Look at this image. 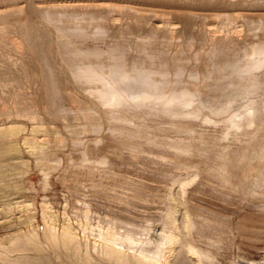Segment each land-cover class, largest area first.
Masks as SVG:
<instances>
[{"label":"rangeland","instance_id":"1","mask_svg":"<svg viewBox=\"0 0 264 264\" xmlns=\"http://www.w3.org/2000/svg\"><path fill=\"white\" fill-rule=\"evenodd\" d=\"M1 8L0 123L16 121L3 132L24 140L0 145V264H68L48 242L62 233L90 257L107 245L161 261L173 236L197 264H264V0ZM73 38L98 48L101 75L109 61L120 78L149 75L157 93L113 100L67 84L77 101L54 115L45 75L67 80L45 49Z\"/></svg>","mask_w":264,"mask_h":264},{"label":"bare ground","instance_id":"2","mask_svg":"<svg viewBox=\"0 0 264 264\" xmlns=\"http://www.w3.org/2000/svg\"><path fill=\"white\" fill-rule=\"evenodd\" d=\"M19 6L18 8L15 7V9L11 10L12 14L24 16L30 15L33 12L28 10V8L26 9L25 6L24 9L26 10H22L23 6ZM38 8H45V6L40 5L38 6ZM7 13L8 12H6L5 10L3 11V9L0 10L1 24L7 23L5 22V19L7 21V15H9ZM155 26L156 28H161V25L159 23L155 24ZM1 31L3 32V29H1ZM67 43L68 42L66 39H63L61 43L59 40H55V42L52 40L51 48L47 46L45 49L46 52L50 53L48 56H50L51 58H56V61H58V67H56V69H58L60 74L63 75L64 80H67L66 82H64V84H61L51 74V72H47L45 75V85L50 96L49 102H47L46 104L48 105V110L54 115L59 116L64 113L67 101H77V99L75 100V98L72 97V89L93 90L96 96H101L105 99L111 98L113 100H117L119 97H121V94L133 96L143 95L146 97H150L154 96L157 93L160 84L153 82L154 80H152L149 75L138 73L135 74V76L131 75L129 79H123L120 78L118 67L116 65L108 63L109 61H106V75L103 76L100 74L99 63L97 62L99 59L97 47L91 49V47L86 44L87 42L77 38H73L70 44L68 43V45L70 46L69 48L64 47V45ZM106 51L109 55L114 52H112V49L108 48L106 49ZM30 62H32V60ZM67 70H69V72L74 75V79H72V76L70 77V75H68V79L66 78V75L68 74ZM82 78L84 79L83 83L85 87H83V84H81L80 82L81 80H83ZM67 84H71L72 89L67 88ZM82 103H85V100L81 98V101H78L79 106H81ZM4 113L5 111H0V115H4ZM9 118L10 117L6 116L0 123V145L1 143L3 145V142L11 145H17L20 143V141L24 140V137L19 134L9 136L3 132L5 129L16 123V121L10 120ZM1 120L2 119H0V121ZM171 227L175 228L176 226L171 225ZM167 239L170 243V246L165 248L161 252V261L148 260L136 256H127L118 249L109 247L107 245H105L104 247L103 257H90L86 253L81 252L80 247H77L76 242H74L73 238L67 233H62L60 235H50V237L48 238V242L50 244V250L53 255L55 254L57 247L60 248L61 252L65 254L69 262L68 264H197L196 259L193 257V253L188 247H185L182 242L180 243L179 241L174 240L173 236H167ZM37 250L41 251V247L37 248ZM45 257L48 258L45 254L40 255L38 258L40 260L38 264H47V259ZM13 263L34 264L32 258L24 257L19 258L18 261H15Z\"/></svg>","mask_w":264,"mask_h":264}]
</instances>
